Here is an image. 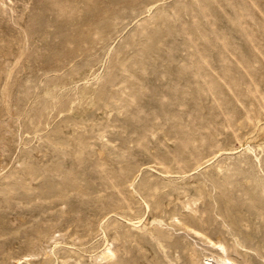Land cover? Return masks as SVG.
<instances>
[{
  "label": "rangeland",
  "instance_id": "rangeland-1",
  "mask_svg": "<svg viewBox=\"0 0 264 264\" xmlns=\"http://www.w3.org/2000/svg\"><path fill=\"white\" fill-rule=\"evenodd\" d=\"M0 264H264V0H0Z\"/></svg>",
  "mask_w": 264,
  "mask_h": 264
},
{
  "label": "bare ground",
  "instance_id": "bare-ground-1",
  "mask_svg": "<svg viewBox=\"0 0 264 264\" xmlns=\"http://www.w3.org/2000/svg\"><path fill=\"white\" fill-rule=\"evenodd\" d=\"M220 246H221L222 249H225V246L224 245L220 244Z\"/></svg>",
  "mask_w": 264,
  "mask_h": 264
}]
</instances>
